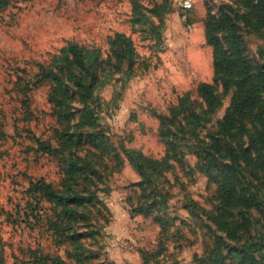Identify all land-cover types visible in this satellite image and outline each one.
I'll return each instance as SVG.
<instances>
[{
	"label": "rangeland",
	"instance_id": "374dc122",
	"mask_svg": "<svg viewBox=\"0 0 264 264\" xmlns=\"http://www.w3.org/2000/svg\"><path fill=\"white\" fill-rule=\"evenodd\" d=\"M160 1L0 0V123L6 135L0 140V209L3 211L0 247H4L6 264H37L34 259L40 254L61 257L67 264H141L144 259L141 251L157 247L156 215L169 225L166 244L168 253H173L167 257L165 254V259L157 257L160 264L173 261L198 264L194 257L202 253L206 229L185 205L193 200L201 209L211 210L216 185L197 169L193 154H187L181 162H173L172 170L164 173L166 178L159 187L167 197V208L151 214L131 211L139 193L133 184L141 178L128 161L110 174L104 184H98L101 204L89 215L91 226L77 224L78 232L84 234L78 243L84 249L82 256L67 255L75 251L77 245L54 242L45 220L34 218L37 199L25 192L29 180L44 179L59 188L64 175L56 158L27 150L34 144L32 135L52 139L56 123L48 103L49 85L31 87L27 91L31 114L27 120L25 108L20 104L24 95L15 87L17 79L34 77L39 65L52 62L69 41L105 48L107 37L117 32L131 33L134 2L152 6ZM191 1L193 8L189 19L184 21L179 13V0H168L169 11L163 17L159 41L151 28L145 26L140 29L145 28V33L132 35L140 56L133 65L118 108L112 109L105 103L120 89L119 83L99 94L105 103L99 113L97 129L115 146L138 149L151 158L162 157L164 145L158 133V115H168L170 107L186 92H191L189 102L200 110L201 100L195 92L200 82L213 84L222 98L217 113L209 116L211 123L220 118L229 105L231 91L225 92L214 78L212 47L205 40L204 19L208 12L219 14L224 5L240 13L251 10L253 0ZM241 28L245 55L257 69L264 62V33L252 32L242 24ZM260 193L262 207L251 213L254 228L264 232V187ZM39 206L49 213L48 203L41 200ZM87 231L92 233L86 234ZM216 233L227 241L225 231ZM176 242L179 249L175 248ZM148 264H153V260Z\"/></svg>",
	"mask_w": 264,
	"mask_h": 264
},
{
	"label": "trees",
	"instance_id": "16d2710c",
	"mask_svg": "<svg viewBox=\"0 0 264 264\" xmlns=\"http://www.w3.org/2000/svg\"><path fill=\"white\" fill-rule=\"evenodd\" d=\"M250 8L240 13L224 5L217 15L207 13L204 36L212 47L213 74L225 92L231 91L229 105L223 115L211 123L209 116H214L222 106V98L213 84H197L195 92L201 100L200 110L189 102L191 92L180 96L168 115H158V133L164 145V154L158 159L138 149L117 147L102 135L97 128L105 102L99 94L119 83L120 89L105 103L112 109L118 108L133 65L140 56L132 35L145 33V28L140 31L145 26L151 28L159 41L163 17L169 11L168 0L152 6L134 2L130 34L117 32L107 37L105 48L69 41L59 49L52 62L39 65L34 77L17 79L15 87L24 95L20 104L25 108L27 120L31 115L27 91L31 87L49 85L48 103L56 123L52 139L32 135L34 144L27 150L56 158L64 180L59 188L44 179L29 180L25 192L37 199L34 218L45 220L54 242L77 245L75 251L67 253L68 257L84 254V249L78 246L84 234L78 232L77 224L91 226L89 215L101 204L98 184H104L124 161H128L141 178L133 184L139 193L131 211L147 215L167 208V197L159 187L166 178L164 173L172 170L173 162H181L187 154H193L197 169L216 185L215 204L211 210L201 209L193 200L185 205L207 234V239L202 241V253L194 257V262L264 264V232L254 228L251 213L263 204L260 192L264 187V62L257 69L252 67L245 55L241 34V24L252 32L264 33V0H253ZM5 137L0 123V140ZM41 200L49 204V213L39 206ZM2 212L0 209V214ZM154 221L159 226L157 247L141 251L142 259L144 255L141 264L151 260L153 264H160L157 257L163 259L165 254L166 257L173 254L168 253L166 244L169 225L159 215ZM218 230L225 231L227 241L216 233ZM91 233L87 231L86 234ZM175 244L179 249L177 242ZM3 253L1 246L0 264H6ZM34 262L67 264L61 257L49 254H40Z\"/></svg>",
	"mask_w": 264,
	"mask_h": 264
},
{
	"label": "built area",
	"instance_id": "2783aa9c",
	"mask_svg": "<svg viewBox=\"0 0 264 264\" xmlns=\"http://www.w3.org/2000/svg\"><path fill=\"white\" fill-rule=\"evenodd\" d=\"M179 13L184 21H187L189 12L193 8V2L191 0H179Z\"/></svg>",
	"mask_w": 264,
	"mask_h": 264
}]
</instances>
